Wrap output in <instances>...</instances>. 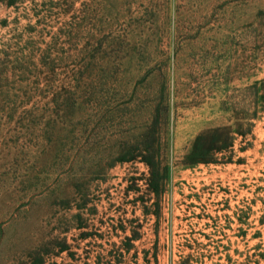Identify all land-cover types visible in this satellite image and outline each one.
<instances>
[{
  "label": "rangeland",
  "instance_id": "374dc122",
  "mask_svg": "<svg viewBox=\"0 0 264 264\" xmlns=\"http://www.w3.org/2000/svg\"><path fill=\"white\" fill-rule=\"evenodd\" d=\"M7 1L0 264H264V0Z\"/></svg>",
  "mask_w": 264,
  "mask_h": 264
},
{
  "label": "trees",
  "instance_id": "16d2710c",
  "mask_svg": "<svg viewBox=\"0 0 264 264\" xmlns=\"http://www.w3.org/2000/svg\"><path fill=\"white\" fill-rule=\"evenodd\" d=\"M17 2L16 0H8L7 5L11 6ZM215 134L211 138H206L205 134L200 133L196 136L191 151L188 154L189 163H210L213 162L216 152H223L227 148L234 145V137L232 131L226 127H218L214 130ZM150 189L155 192H160V183L154 182L150 184Z\"/></svg>",
  "mask_w": 264,
  "mask_h": 264
}]
</instances>
